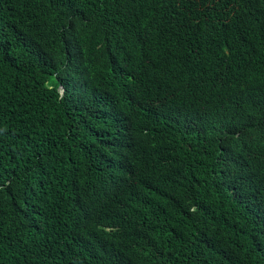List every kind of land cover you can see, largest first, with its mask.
Listing matches in <instances>:
<instances>
[{
  "label": "trees",
  "instance_id": "1",
  "mask_svg": "<svg viewBox=\"0 0 264 264\" xmlns=\"http://www.w3.org/2000/svg\"><path fill=\"white\" fill-rule=\"evenodd\" d=\"M0 264H264V0H0Z\"/></svg>",
  "mask_w": 264,
  "mask_h": 264
}]
</instances>
